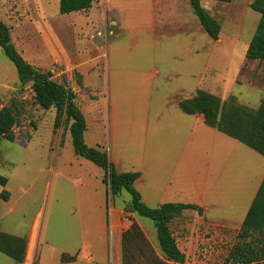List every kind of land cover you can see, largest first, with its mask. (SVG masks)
I'll return each mask as SVG.
<instances>
[{"label": "rangeland", "instance_id": "obj_1", "mask_svg": "<svg viewBox=\"0 0 264 264\" xmlns=\"http://www.w3.org/2000/svg\"><path fill=\"white\" fill-rule=\"evenodd\" d=\"M95 1H101L110 15L106 31L112 30L114 36L106 32L101 41L95 39L100 46L96 54L103 56L89 61L88 66L95 71L86 78V87L79 85L81 77L76 70L72 78L69 71L55 74L65 71L66 63L53 64L48 36L43 33L39 37L34 29L37 26L0 20L10 28L15 51L30 66L74 88L87 123L86 136L91 138L88 144L100 147L109 162L115 160L117 171H136L147 165L149 172L156 166L165 178L169 176L177 158L176 146L186 135L184 131L161 133L162 102L168 95L179 94L172 98L176 102L203 90L222 101L233 96L248 108L259 106L264 94V61L246 60L259 15L246 6L245 0L202 2L221 26L216 41L202 30L189 0L180 7L179 18L174 8L180 1L175 4L174 0H165L159 6L151 5L150 0ZM58 5L59 0L45 1L47 22L74 53L69 60L75 62L76 51L83 55L89 52L86 34H81L82 40L72 27L67 28L66 22L71 24L75 16L65 18L59 14ZM73 44L82 47L75 50ZM11 103L17 115L15 140L0 137V176L7 179L0 193L8 194L6 201L0 199V230L24 235L27 253L33 238L27 232L33 226L35 235L38 221L39 248L34 264H62V255L69 256L67 252L86 241L105 264L112 256L117 206L122 210L120 222H138L155 246L153 222L125 212L130 197L111 196L102 181V169L75 156L64 118L55 126V110L44 111L35 105L30 84H20L16 69L0 47V108ZM210 131H201L196 175L222 191L218 194L216 188L211 192L212 198L200 205L201 213L187 211L171 222L170 230L185 256L184 264H224L264 177L263 157ZM140 192L147 206L155 208L159 204V199ZM199 198L188 203L198 204ZM0 264L14 263L0 253Z\"/></svg>", "mask_w": 264, "mask_h": 264}, {"label": "trees", "instance_id": "obj_2", "mask_svg": "<svg viewBox=\"0 0 264 264\" xmlns=\"http://www.w3.org/2000/svg\"><path fill=\"white\" fill-rule=\"evenodd\" d=\"M202 1L228 4L232 0H189V5L198 18L202 30L216 41L221 26L202 6ZM93 0H59V14L85 12L91 8ZM248 7L259 15L255 32L249 42L246 60L264 61V0H251ZM0 47L16 69L20 84L29 83L35 105L41 110L54 109L55 126L62 118L68 125L73 152L76 156L92 163L103 171L102 181L108 192L115 198L127 194L130 197L124 211L138 218L153 222L156 233L155 246L145 237L138 222L131 220L127 230L121 234V264H184L185 256L179 250L170 230L171 222L181 214L192 211L202 212L195 204L163 203L155 208L147 206L135 188L138 172H119L109 162L107 154L100 147H89L84 139L87 123L84 113L77 104L76 93L63 83H57L47 74H42L30 66L18 54L10 38V29L0 21ZM179 110L187 116L200 114L204 124L213 130L235 140L264 158V94L256 109L239 104L230 96L222 101L219 97L196 90L190 98L178 101ZM17 115L13 103L0 108V137L13 142V128ZM7 179L0 176V187ZM8 194L0 193L6 201ZM0 253L10 258L14 264H23L26 254V239L0 231ZM75 257L62 255L63 263ZM224 264H264V177L242 220L237 242L229 251Z\"/></svg>", "mask_w": 264, "mask_h": 264}, {"label": "crops", "instance_id": "obj_3", "mask_svg": "<svg viewBox=\"0 0 264 264\" xmlns=\"http://www.w3.org/2000/svg\"><path fill=\"white\" fill-rule=\"evenodd\" d=\"M45 1L46 0H0V17L12 24L13 22H18V24L30 23L31 26L33 25L37 26L36 28L34 27V29L39 37L43 33L44 35L46 34L45 36H48V44H49L48 46H49V50L52 52L51 58L53 64H62L64 62L66 63L65 64L66 70L60 73L55 71V74L60 76L61 74L62 75L66 74V71H69V77L72 78L71 73L72 71L76 70V72H78V74L81 77V82L79 81V85L86 87L88 86L86 82V78L89 77V75L91 73H94L95 71V67L88 66L89 61L92 60L93 62H95L99 58V56L101 55L103 56V54L100 53L96 54L100 48V46L96 44V40L98 39L99 41H101L100 40L101 36L103 38V35L107 32L106 23L110 19V15L107 13L102 2L101 1L96 2L95 0H93L91 8L85 12H77V13H70L63 15L65 16V18H70L69 16H75L73 20H70L71 24L66 22L67 28L72 27L74 31L77 32L78 36L81 34L83 35L86 34L85 37L86 38L85 40L87 42L86 47L89 49L87 55L79 54L76 51L77 56L73 55V59H75L76 61L71 62L69 60V57L71 56L70 54H74V53L71 52L70 49L64 44L63 39L59 37L54 27L47 22V18L45 15V7H44ZM164 1L165 0H150L149 2L151 3V5L152 3L153 4L156 3V6H159L162 5ZM174 1L175 4H177L179 1L181 3V4L178 3L175 8H174L175 5L173 6L176 13V17L178 16L179 18V16H181L182 13V9L180 7H182L183 5L186 6L188 0H174ZM233 1L234 0H232L231 3H233ZM245 2L247 4L246 6L248 7V4L250 3L249 0H245ZM109 23H112V21ZM113 23L119 24L117 20H113ZM100 28H103L102 33L100 31L101 30ZM107 34H111L114 36V32L112 30L107 32ZM83 35L79 36L81 37L82 40L84 39L82 38ZM45 36L42 37L44 38ZM81 39L79 43L82 42ZM73 46L75 50L76 49L80 50V48L82 47V46L77 47L78 44L77 45L73 44ZM87 48L84 47V50H86ZM168 77H174V75L169 74ZM170 80H166V81H170ZM72 90L74 91V88H72ZM194 92L190 94V96L187 98H190L194 94ZM174 95L180 96L179 94H174ZM174 95H168L165 101L162 102V104L164 105V109H163L164 116L162 117L163 121H162L161 133L162 134L167 133L168 135L170 134L173 135L180 131L182 132L184 131L186 138L184 142H181L180 145L176 146L177 158L174 162V165L171 166V169L169 170V176L165 178L164 174L162 175L156 166L155 168L150 167L151 170L149 172L147 165H145V168L143 169L140 168V170H136V171L132 170L129 172L140 173L139 178L136 180L134 184L135 188L137 189V187H140L139 189H137L140 194H141L140 191L143 190L146 193V196L152 197L154 199H159L160 202L157 206L163 203L190 204L188 203L189 199H198L199 197H200L199 203L198 204L194 203V204L200 206L201 204H205L206 201L212 198L213 194L211 192L216 190V188L218 187V186L216 187V185L208 186L206 179L205 181L198 179V175H196L199 172V165L197 163V159L200 157L199 147L201 142V131L203 132L205 131L206 133L210 134L211 132L210 130L213 129L208 128L204 124L203 117L200 114H195L190 116L184 115L178 108V101L180 99H178L176 102L172 101ZM153 130L155 131V129ZM214 131L215 133L217 132L216 130ZM86 133L87 131L84 134L85 142L89 147H93L91 144H88V141L90 142L91 138H87ZM206 157H208V153H206ZM111 163H113L114 165L116 164L115 160L111 161ZM221 191H222L221 189L217 188L218 194H220ZM113 214H114V220H113L114 238H113V246H112V256H110L109 260L105 261V264H121V242H120L121 234L122 232L127 230L131 224V222L130 224H127L125 220H123V223L120 222L121 214H122V210L120 206L119 207L117 206V209L114 211ZM1 219L2 216H0V220ZM32 230H33V226L32 229L27 232L28 234L31 233V236L33 237L29 245L31 246V244H34L35 254L37 255L39 248L38 246L39 240L37 238V232L35 235H33ZM3 232L10 234L5 230ZM89 232L90 231H88L87 229V235H90ZM10 235L17 237H24V235L23 236H19L16 234H10ZM92 249H93L92 244L87 243V241L84 244L82 243L76 249L74 248V250L67 252L69 253V256L75 257V259L65 264H104L101 259L95 257L94 253L92 252ZM61 263L63 264L62 261Z\"/></svg>", "mask_w": 264, "mask_h": 264}, {"label": "built area", "instance_id": "obj_4", "mask_svg": "<svg viewBox=\"0 0 264 264\" xmlns=\"http://www.w3.org/2000/svg\"><path fill=\"white\" fill-rule=\"evenodd\" d=\"M35 262V247L34 244H31L29 250L25 255V260L23 264H34Z\"/></svg>", "mask_w": 264, "mask_h": 264}, {"label": "bare ground", "instance_id": "obj_5", "mask_svg": "<svg viewBox=\"0 0 264 264\" xmlns=\"http://www.w3.org/2000/svg\"><path fill=\"white\" fill-rule=\"evenodd\" d=\"M37 228H38V221H36V223H35V225H34V233H36Z\"/></svg>", "mask_w": 264, "mask_h": 264}, {"label": "water", "instance_id": "obj_6", "mask_svg": "<svg viewBox=\"0 0 264 264\" xmlns=\"http://www.w3.org/2000/svg\"><path fill=\"white\" fill-rule=\"evenodd\" d=\"M49 76V75H48Z\"/></svg>", "mask_w": 264, "mask_h": 264}]
</instances>
